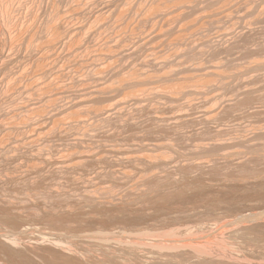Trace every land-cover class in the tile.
Masks as SVG:
<instances>
[{"label":"rangeland","instance_id":"rangeland-1","mask_svg":"<svg viewBox=\"0 0 264 264\" xmlns=\"http://www.w3.org/2000/svg\"><path fill=\"white\" fill-rule=\"evenodd\" d=\"M0 246L264 264V0H0Z\"/></svg>","mask_w":264,"mask_h":264},{"label":"bare ground","instance_id":"bare-ground-1","mask_svg":"<svg viewBox=\"0 0 264 264\" xmlns=\"http://www.w3.org/2000/svg\"><path fill=\"white\" fill-rule=\"evenodd\" d=\"M245 219H246V218H245ZM242 220H244V219H242ZM244 221H246V220H244ZM241 222H242V221H241ZM2 233H3V232H2ZM2 235H3V234H2ZM2 237L5 238V239L3 240L5 244H9V243H10L8 240H14V242H17V239L14 238V236H13V237H12V236H6V234H5V235L2 236ZM8 237H10V238L12 237V239H10V238H8ZM13 238H14V239H13ZM15 239H16V241H15ZM177 241H178V240H177ZM166 242H167V241H166ZM185 242H189V241H185ZM11 243L13 244V241H11ZM1 244H2V243H1ZM128 244H129V243H128ZM128 244H126V243L123 244V243H122L121 245L128 246ZM190 244H193V242L190 243ZM15 245H16V243L14 244V246H15ZM33 245H34V244H33ZM121 245H120V246H121ZM134 245H135V244H134ZM134 245H133L132 248L130 247V246H132V245L129 246V247L132 249V251H134V250H133L134 248H135V251H136V248H137V247H134ZM136 245H137V244H136ZM176 245H177V244H176ZM176 245H175V246H176ZM187 245H188V244H187ZM1 246H2V245H1ZM1 246H0V247H1ZM9 246H11V244H9ZM9 246H8V247H9ZM12 246H13V245H12ZM12 246H11V248H12ZM14 246H13V248H14ZM120 246H119V249L122 247V246H121V247H120ZM125 246H124V247H125ZM180 246H181V247H180ZM180 246H179V247L181 248L182 252L185 251V253H186V251H187V253H188V250H190V249L186 250V249H187V247H185L186 245L184 246V248H186V249H184L182 245H180ZM2 247H5V246H2ZM31 247H32V246H31ZM53 247H54V246H53ZM129 247H128V248H129ZM158 247H160V246H158ZM171 247H172V246H171ZM173 247H174V246H173ZM173 247H172V248H173ZM176 247H177V246H176ZM179 247L176 248V249H179ZM190 247H191V246H189L188 248H190ZM38 248H39V247H38ZM54 248L58 249L59 247H54ZM117 248H118V247H117ZM122 248H123V247H122ZM122 248H121V249H122ZM130 248H129V249H130ZM161 248H162V246H161ZM163 248H164V246H163ZM163 248H162V249H163ZM182 248H183V249H182ZM212 248H213V247H212ZM0 249H1L0 251H1L2 254H4V255L7 254V249H9V251H8L9 253H10V252L12 253V251H13V250L10 251V250H11L10 247L7 248V249H6V248H0ZM3 249H6V253H4L5 250H3ZM124 249H125V248H124ZM126 249H127V248H126ZM129 249H127V250H128V253L131 251V250L129 251ZM138 249H139V248H138ZM157 249H158V248H157ZM159 249H160V248H159ZM170 249H171V248H170ZM176 249H175V250H176ZM2 250H3V251H2ZM160 250H161V249H160ZM168 250H169V249H168ZM26 251H29V250H26ZM30 251H31V250H30ZM30 251H29V252H30ZM33 251H34V250H33ZM61 251H62V250H61ZM139 251H140V250H139ZM147 251H148V250H147ZM162 251H163V250H162ZM171 251H174V250H171ZM193 251H194V250H193ZM193 251H190V253L193 252ZM196 251H197V250H196ZM196 251H194L193 253H195ZM200 251H201V250H200ZM200 251H199V252H200ZM136 252H137V253H136ZM136 252H132V253H136V254H138V251H136ZM151 252H152V251H151ZM163 252H165V250H164ZM199 252H198V253H199ZM211 252H212V251H211ZM9 253H8V254H9ZM68 253H69V252H68ZM130 253H131V252H130ZM149 253H150V252H149ZM166 253H168V252H166ZM166 253H165V254H166ZM171 253H172V252H171ZM171 253H170V256H171V257H172V256H175V258H173L174 260H169L170 257L168 256V254H167V257L169 258V259H168V260H169L168 262H171V264H173L172 262L177 261V260H176V259H177V258H176L177 254H176V255H172ZM187 253H186V254H187ZM190 253H189V254H190ZM193 253H192L191 255H193ZM214 253H215V252H214ZM24 254H25V253H24ZM70 254H71V253H70ZM150 254H151V253H150ZM173 254H175V253H173ZM186 254H185V255H186ZM189 254H188V255H189ZM195 254H196V253H195ZM216 254H217V253H216ZM222 254H223V253H222ZM66 255H67V254H66ZM130 255H131V254H130ZM142 255H143V254H142ZM142 255H141V256H142ZM185 255H183V258H184ZM191 255H190V256H191ZM205 255H207V254H205ZM6 256H8V255H6ZM11 256H12V255H11ZM11 256H9V257H11ZM132 256H133V257H134V256L137 257V255H134V254H132L131 257H132ZM161 256H162V255H161ZM178 256H179V255H178ZM190 256H187V255H186L185 259H186V258L188 259ZM215 256H216V255H215ZM225 256H226V255H225ZM4 257H5V256H4ZM12 257L15 258L14 256H12ZM27 257H29V256H27ZM67 257H68V256H67ZM147 257H148V256H147ZM150 257H151V256H150ZM155 257H157V256H155ZM202 257H203V256H202ZM205 257H206V256H205ZM211 257H212V255H211ZM234 257H236V256H234ZM5 258L7 259V257H5ZM5 258H4V259H5ZM117 258H118V257H117ZM117 258H116V259H117ZM159 258H160V257H159ZM159 258H158V259H159ZM119 259L123 260L122 258H119ZM138 259H139V258H138ZM141 259H142V258H141ZM171 259H172V258H171ZM190 259H191V258H190ZM7 260H8V259H7ZM7 260H4V262H6ZM11 260H13V259H11ZM25 260H28V258H26ZM102 260H103V259H102ZM113 260L115 261L114 258L112 259V261L108 259V261H110V262H113ZM121 260H119V262H120ZM125 260H126V262H129V260H127V259H125ZM143 260H144V259H143ZM161 260H162V259H161ZM179 260H180V259H179ZM188 260H189V259H188ZM214 260H215V258H214ZM9 261H10V259H9ZM93 261H94V260H93ZM100 261H101V260H100ZM108 261H104V262H108ZM117 261H118V259H117ZM117 261H116V262H113V263L116 264ZM140 261H141V260H140ZM144 261H145V260H144ZM186 261H187V260H186ZM203 261H204V260H203ZM218 261H219V260H218ZM224 261H225V260H224ZM95 262H96V260L94 261V264L97 263V262H96V263H95ZM101 262L104 263L103 261H101ZM130 262H131V261H130ZM153 262H154V261H153ZM156 262H157V261H155L154 263L157 264ZM158 262H159V260H158ZM168 262H167L166 264H170V263H168ZM180 262H181V261H178L179 264H180ZM182 262H183V260H182ZM190 262H191V261H190ZM207 262H209V261H207ZM212 262H213V261H212ZM6 263H8V262H6ZM124 263H125V262H123V264H124ZM143 263H144V262H143ZM150 263H151V262H150ZM154 263H153V264H154ZM176 263H177V262H176ZM176 263H174V264H176ZM187 263H188V262H187ZM191 263H192V262H191ZM196 263H198V262L196 261ZM199 263H200V262H199ZM205 263H206V261H205ZM209 263H211V261H210ZM213 263H214V262H213ZM215 263H216V262H215ZM12 264H13V263H12ZM97 264H101V263L98 262ZM108 264H111V263L108 262ZM120 264H121V263H120ZM131 264H133V263H131ZM147 264H148V263H147ZM151 264H152V263H151ZM183 264H185V262H184ZM188 264H189V263H188ZM202 264H204V263L202 262Z\"/></svg>","mask_w":264,"mask_h":264}]
</instances>
